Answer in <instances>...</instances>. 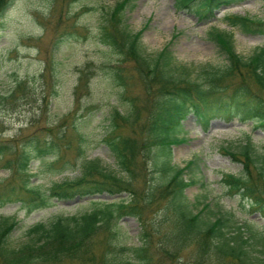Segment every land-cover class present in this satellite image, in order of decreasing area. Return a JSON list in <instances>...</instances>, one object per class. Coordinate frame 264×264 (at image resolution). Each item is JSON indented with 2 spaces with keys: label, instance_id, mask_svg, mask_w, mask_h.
<instances>
[{
  "label": "trees",
  "instance_id": "16d2710c",
  "mask_svg": "<svg viewBox=\"0 0 264 264\" xmlns=\"http://www.w3.org/2000/svg\"><path fill=\"white\" fill-rule=\"evenodd\" d=\"M12 1L0 0V15ZM243 1L176 0V8L207 20L215 11ZM127 3L121 0L112 8L99 37L119 56L111 67L117 85L127 90L134 74L142 90L140 96L125 98V113L115 107L110 116L105 142L119 170H109L99 159L85 156L75 163L80 171L75 178L44 186L32 181L36 174L30 165L36 158L52 156L48 169H66L58 141L32 136L21 144L0 139V162L10 171L0 179V205L22 202L38 208L78 196L106 193L120 197L94 201L96 206L90 211L35 223L20 234L17 243L11 238L20 229V220L0 214V264H264V232L254 227L256 221L238 224L239 231L229 236L225 229L236 222L233 212L207 218L204 212L210 202L192 201L186 195L187 187L195 183L185 177L194 160L184 166L171 161L173 145L186 140L179 133L190 116L205 128L215 118L238 119L252 122L264 132V45L245 57L237 52L228 31L211 27L210 39L225 57L222 64L179 62L168 45L148 53L140 43L145 27L133 32L124 24ZM227 19L246 33L264 34L262 19L237 15ZM25 89L26 83L19 82L11 96ZM243 132L246 140L238 150L222 147L223 153L243 164V170L223 174V182L230 193H237L244 204L264 217V153H258L252 135ZM155 146L163 153L160 161L152 158ZM147 158L153 159L156 169L152 173ZM154 173L161 174L159 179ZM160 203H164L160 211L150 215ZM126 216H134L141 225L130 246L119 244V222ZM250 241L263 247L260 253Z\"/></svg>",
  "mask_w": 264,
  "mask_h": 264
},
{
  "label": "rangeland",
  "instance_id": "374dc122",
  "mask_svg": "<svg viewBox=\"0 0 264 264\" xmlns=\"http://www.w3.org/2000/svg\"><path fill=\"white\" fill-rule=\"evenodd\" d=\"M120 1L13 0L0 15V139L21 144L32 136L54 139L63 150V162L66 161L67 168L57 171L59 166L47 168L53 162L52 156L44 160L36 158L30 165L31 172L36 174L32 177L35 183L50 186L75 178L80 172L75 163L79 164L85 156L99 159L109 170H119L116 157L105 142L110 116L115 107L125 113L128 109L125 98L142 93L134 74L127 90L117 85L111 67L119 56L99 39L103 21ZM236 15L264 20V0H245L219 9L207 20L194 12L178 11L176 0H128L122 19L133 32L145 27L140 43L148 53H156L168 45L179 62L219 65L225 57L210 39L211 27L228 31L237 52L245 57L264 45V34L246 33L241 26L230 25L227 16ZM72 25L75 28H70ZM126 66L130 68V64ZM19 82L26 83L25 91L11 96ZM243 130L252 135L257 152L263 154L264 132L253 127L252 122L216 118L205 128L190 116L179 133L186 140L174 144L171 155L172 163L181 166L194 160L185 177L195 183L187 187L186 195L192 201L210 202L205 217L214 219L229 211L235 214L236 222L225 229L229 236L237 233V225L246 220H255L254 227L264 232V217L244 204L237 193H230L223 182V174H240L243 170L241 162L222 152L223 146L238 150L246 140ZM151 155L158 161L163 157L157 146ZM152 161L147 158L150 173L155 168ZM9 174L0 162V179ZM153 176L159 179L161 174ZM74 200H55L52 205L38 208L22 202L0 205V214L15 215L20 220V229L15 231L11 242L17 243L20 234L35 223L47 222L61 214L90 211L96 206L94 201L104 199L84 196L70 204ZM163 204L150 215H156ZM119 226V244L130 246L141 231L139 221L126 216ZM254 248L260 253L263 247Z\"/></svg>",
  "mask_w": 264,
  "mask_h": 264
},
{
  "label": "water",
  "instance_id": "95a60500",
  "mask_svg": "<svg viewBox=\"0 0 264 264\" xmlns=\"http://www.w3.org/2000/svg\"><path fill=\"white\" fill-rule=\"evenodd\" d=\"M103 198H104V199H114L115 197H114V196H110V195H103ZM79 200H80V198H78V199H76V200H74V201H71L70 204H71V203H76V202H78Z\"/></svg>",
  "mask_w": 264,
  "mask_h": 264
}]
</instances>
